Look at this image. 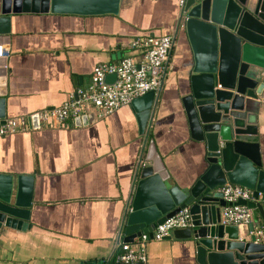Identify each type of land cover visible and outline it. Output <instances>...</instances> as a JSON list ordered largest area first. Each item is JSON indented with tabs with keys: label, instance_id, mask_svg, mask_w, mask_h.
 Masks as SVG:
<instances>
[{
	"label": "crops",
	"instance_id": "crops-1",
	"mask_svg": "<svg viewBox=\"0 0 264 264\" xmlns=\"http://www.w3.org/2000/svg\"><path fill=\"white\" fill-rule=\"evenodd\" d=\"M177 8L178 0H120L118 15L12 16L6 120L24 121L25 130L0 137V173L34 178L32 226L0 243V264L115 263L125 244L121 226L135 172L150 140L171 185L184 188L198 178L204 153L190 138L181 102L193 61L183 35L173 45L143 135L130 105L87 125L77 126L75 118L60 126L27 123L87 86L96 65L125 58L135 38H174ZM254 112L264 162V104L255 103ZM257 202L264 207L261 196ZM252 224L264 228L258 211ZM142 243L145 264H196L182 242Z\"/></svg>",
	"mask_w": 264,
	"mask_h": 264
},
{
	"label": "water",
	"instance_id": "water-1",
	"mask_svg": "<svg viewBox=\"0 0 264 264\" xmlns=\"http://www.w3.org/2000/svg\"><path fill=\"white\" fill-rule=\"evenodd\" d=\"M120 0H0V124L7 118V55L12 16L23 14L118 15ZM175 41H188L192 63L181 98L190 138L204 153L198 178L188 186L171 185L170 175L150 140L134 177L121 226L125 244L152 241L157 226L187 208L191 226L164 240L182 242L196 264H264V244L247 230L221 224L226 184L252 191L254 201L238 206L257 211L264 223V162L260 153L255 103L264 104V0H178ZM108 75L106 82L115 80ZM157 93L134 99L139 133H145ZM88 116L74 119L87 125ZM39 127L36 114L27 118ZM33 177L0 173V243L30 230ZM86 264V263H83ZM124 264V263H111ZM142 264V263H135Z\"/></svg>",
	"mask_w": 264,
	"mask_h": 264
},
{
	"label": "built area",
	"instance_id": "built-area-1",
	"mask_svg": "<svg viewBox=\"0 0 264 264\" xmlns=\"http://www.w3.org/2000/svg\"><path fill=\"white\" fill-rule=\"evenodd\" d=\"M174 38L167 36H142L132 40L130 51H141L140 62L132 57H125L117 63H100L94 67L91 80L85 87L78 88L70 94L64 103L57 107L42 110L36 115L42 122L62 125L67 120L88 116L90 121L104 118L142 95L156 92L163 84L165 67L168 62ZM115 75L113 82L107 83L106 77ZM24 121L7 119L0 124V137L25 130ZM220 193L227 204L221 213V224L237 226L240 231L247 230L252 223V210L247 206L235 205L239 200L254 201L252 191L226 184ZM260 196V195H259ZM191 226L188 209L179 211L174 217L157 226L152 241L160 242L173 231ZM249 235L254 236L256 243L264 244V228L254 229ZM146 247L143 243L122 244L115 255V263L135 264L147 262Z\"/></svg>",
	"mask_w": 264,
	"mask_h": 264
},
{
	"label": "trees",
	"instance_id": "trees-1",
	"mask_svg": "<svg viewBox=\"0 0 264 264\" xmlns=\"http://www.w3.org/2000/svg\"><path fill=\"white\" fill-rule=\"evenodd\" d=\"M133 57L135 61L139 62L143 56V53L141 51H130L126 57ZM111 262H114V259H112Z\"/></svg>",
	"mask_w": 264,
	"mask_h": 264
}]
</instances>
